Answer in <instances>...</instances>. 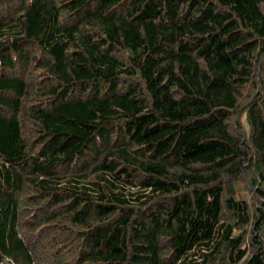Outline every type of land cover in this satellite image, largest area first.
Here are the masks:
<instances>
[{
    "label": "trees",
    "instance_id": "obj_1",
    "mask_svg": "<svg viewBox=\"0 0 264 264\" xmlns=\"http://www.w3.org/2000/svg\"><path fill=\"white\" fill-rule=\"evenodd\" d=\"M0 264H264V0H0Z\"/></svg>",
    "mask_w": 264,
    "mask_h": 264
}]
</instances>
